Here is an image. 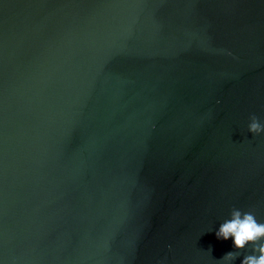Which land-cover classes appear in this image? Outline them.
Masks as SVG:
<instances>
[{"label":"water","instance_id":"obj_1","mask_svg":"<svg viewBox=\"0 0 264 264\" xmlns=\"http://www.w3.org/2000/svg\"><path fill=\"white\" fill-rule=\"evenodd\" d=\"M253 115L264 0H0V264H241Z\"/></svg>","mask_w":264,"mask_h":264},{"label":"clouds","instance_id":"obj_2","mask_svg":"<svg viewBox=\"0 0 264 264\" xmlns=\"http://www.w3.org/2000/svg\"><path fill=\"white\" fill-rule=\"evenodd\" d=\"M248 130L254 135H259L264 133V124L253 115ZM216 237L224 240L232 238L234 248L237 250L252 245V254L245 255L241 264H264V222H258L254 213L233 208L230 218L220 224ZM236 257L237 253L229 252L222 260L232 261Z\"/></svg>","mask_w":264,"mask_h":264}]
</instances>
